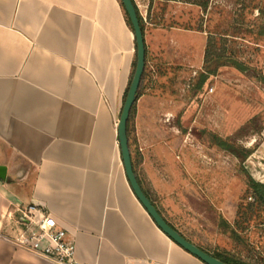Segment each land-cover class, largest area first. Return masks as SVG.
<instances>
[{"label": "crops", "instance_id": "crops-1", "mask_svg": "<svg viewBox=\"0 0 264 264\" xmlns=\"http://www.w3.org/2000/svg\"><path fill=\"white\" fill-rule=\"evenodd\" d=\"M144 39L149 63L146 28ZM135 57L120 0H0V165L7 168L0 264H55L16 242L31 234L19 208L33 203L74 238L81 263L205 264L158 227L126 176L116 112ZM246 164L256 177V150ZM135 168L180 233L164 201L182 200L187 209L193 194L214 191L208 160H144Z\"/></svg>", "mask_w": 264, "mask_h": 264}, {"label": "rangeland", "instance_id": "rangeland-1", "mask_svg": "<svg viewBox=\"0 0 264 264\" xmlns=\"http://www.w3.org/2000/svg\"><path fill=\"white\" fill-rule=\"evenodd\" d=\"M140 5L150 58L132 123L135 164L212 162V194H193L187 209L182 200L173 206L165 200L172 213L167 218L210 253L264 264V207L247 185L248 176L264 184V0H212L207 9L164 0H140ZM210 38L246 69L220 67L198 89ZM249 150H256V177L246 167L252 154L243 160ZM220 175L227 183L223 178L220 185ZM220 186L222 194L215 191Z\"/></svg>", "mask_w": 264, "mask_h": 264}, {"label": "water", "instance_id": "water-1", "mask_svg": "<svg viewBox=\"0 0 264 264\" xmlns=\"http://www.w3.org/2000/svg\"><path fill=\"white\" fill-rule=\"evenodd\" d=\"M125 11L131 21L135 42H136V67L134 71V75L124 101L122 111L120 114L117 130H118V141L121 151V157L124 164L126 176L129 180V183L143 207L147 210L149 215L158 225V227L168 235L174 242L180 245L183 249L197 257L205 264H228L218 259L211 253L201 249L190 240H188L185 236H183L178 230L172 227L160 214L158 209L152 203V201L147 197L145 192L143 191L137 175L134 170L131 151L129 146V139L127 134V122L130 117L131 109L134 103L137 100V95L141 83V79L145 70V60H146V45L144 34L140 25V20L138 17V13L136 10V6L133 0H121ZM7 168L3 165H0V178H6Z\"/></svg>", "mask_w": 264, "mask_h": 264}, {"label": "built area", "instance_id": "built-area-1", "mask_svg": "<svg viewBox=\"0 0 264 264\" xmlns=\"http://www.w3.org/2000/svg\"><path fill=\"white\" fill-rule=\"evenodd\" d=\"M21 223L30 228V237L16 239L19 246L53 261L55 264H86L76 259L74 238L59 227L43 205L28 204L19 208ZM159 264V263H151Z\"/></svg>", "mask_w": 264, "mask_h": 264}, {"label": "trees", "instance_id": "trees-1", "mask_svg": "<svg viewBox=\"0 0 264 264\" xmlns=\"http://www.w3.org/2000/svg\"><path fill=\"white\" fill-rule=\"evenodd\" d=\"M164 1H167V2H170V1L189 2V3H193L197 6H199L202 9H207L212 0H164ZM120 2H121V0H120ZM121 5L125 11V8H124L122 2H121ZM136 10L138 13V17L140 20V25H141L143 34L145 35V26L143 23V19H142L141 15L139 14L137 7H136ZM125 17H126V22H127L128 26L133 31L131 21H130L126 11H125ZM260 35L264 36V25H262V27H261ZM135 48H136V42H135ZM136 53H137V50H136ZM204 61L206 64L205 65L206 71L203 73H200L199 80L197 81V83L195 85L196 88H198V89L201 88L211 76L216 75L218 73L220 67L233 66L236 69L241 70V71L246 69V66L244 65L243 62L239 61L238 59L231 57L230 55H227L225 52V49H223V50L218 49L217 44L215 43L213 38H210L207 42L206 50H205V54H204ZM135 67H136V57H135V60L133 63V71H132V75L130 78V82H129V85H128L126 92H125L124 101L126 99V96H127V93H128V90H129V87H130V84H131V81H132V78L134 75ZM147 69H148V61H147V47H146L145 70H144V73H143V76L141 79V83H140V87H139V91H138V95H137V100L142 95L144 87H145V80H146V77L148 74ZM137 100H136V102H137ZM136 102L134 103V105L131 109L130 117H129V120L127 122V134H128V139H129V146H130V151H131L132 162H133L135 173L137 175L136 168H135V160H134V152H133V138H132V132H133L132 123H133V119L135 116ZM121 111H122V109H121ZM120 114H121V112H120ZM251 154H252V151H250V150L247 151L243 157V160L246 159ZM137 178H138V176H137ZM138 181H139V179H138ZM247 185L252 190V193L255 197L254 200L256 201V204L258 206L264 207V184L255 180L253 177L248 176ZM251 205H253V204H251ZM205 251H207V250H205ZM207 252L210 253L209 251H207ZM211 254L214 255L215 257H217L218 259L222 260L225 263L241 264V263H239L233 259L225 258V257H222L220 255L213 254V253H211Z\"/></svg>", "mask_w": 264, "mask_h": 264}]
</instances>
